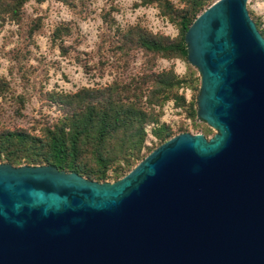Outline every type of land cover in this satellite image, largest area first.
Listing matches in <instances>:
<instances>
[{
	"label": "water",
	"instance_id": "95a60500",
	"mask_svg": "<svg viewBox=\"0 0 264 264\" xmlns=\"http://www.w3.org/2000/svg\"><path fill=\"white\" fill-rule=\"evenodd\" d=\"M247 0L185 32L197 117L121 179L0 163V264H264V37Z\"/></svg>",
	"mask_w": 264,
	"mask_h": 264
},
{
	"label": "rangeland",
	"instance_id": "374dc122",
	"mask_svg": "<svg viewBox=\"0 0 264 264\" xmlns=\"http://www.w3.org/2000/svg\"><path fill=\"white\" fill-rule=\"evenodd\" d=\"M215 1L207 0L199 14ZM183 8V0H29L23 8V26L5 23L0 29V77L9 85L0 97L2 120L27 126L44 114L55 115L54 106L45 100L48 91H77L119 81L131 83L144 72L161 73V78H166L172 70L178 77H185L190 68L194 79L173 86L172 95L162 103L149 105L156 116L145 125L147 149H143L142 158L126 172L110 174L102 181L89 180L114 183L155 148L179 134L201 133L212 138L217 130L197 117L201 82L196 67L181 57L148 52L134 43L128 46L131 54L126 61L113 47L121 38V30L133 25L138 27L134 29L136 34L143 32L166 43L176 40L180 33L178 14ZM246 9L264 37V0H247ZM36 17L41 19V27L29 36L26 25ZM62 22L70 29L63 42L68 46L65 55L51 40L52 30ZM16 95H25L24 105L17 104ZM140 95H145L142 101L147 104L146 95L157 94L146 90ZM158 128L170 131L163 142L156 138L154 131Z\"/></svg>",
	"mask_w": 264,
	"mask_h": 264
},
{
	"label": "trees",
	"instance_id": "16d2710c",
	"mask_svg": "<svg viewBox=\"0 0 264 264\" xmlns=\"http://www.w3.org/2000/svg\"><path fill=\"white\" fill-rule=\"evenodd\" d=\"M28 1L0 0V29L5 23L23 26V8ZM35 1L41 3L44 0ZM183 1L184 8L178 14L180 33L176 40L166 43L143 32L136 34L134 29L138 27L133 25L121 30L120 40L113 45L114 51L124 55L127 61L131 54L128 46L134 43L148 52L188 61L184 35L207 0ZM40 27L41 19H32L26 25L28 35ZM69 35L70 29L63 22L51 32V40L58 43L63 55L68 52V46L63 42ZM161 75L144 72L131 83L119 81L77 91H48L45 100L50 107L54 106L55 115L44 114V117L32 119L27 126L6 123L0 109V162L13 166L53 165L97 181L110 174L126 172L142 158L143 149H147L145 125L156 116L153 106L149 105L162 103L172 95L173 86H179L188 78L194 79V70L189 68L185 77H178L172 70L166 78ZM156 86L158 89L154 90ZM7 90V80L0 77V97ZM146 90L157 94L146 95L147 104L142 101L145 95H140ZM25 100V95L15 96L19 105H24ZM154 132L161 142L170 136L166 128Z\"/></svg>",
	"mask_w": 264,
	"mask_h": 264
}]
</instances>
